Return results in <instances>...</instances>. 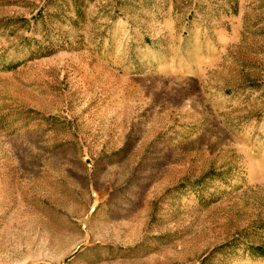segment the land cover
<instances>
[{"label": "rangeland", "instance_id": "obj_1", "mask_svg": "<svg viewBox=\"0 0 264 264\" xmlns=\"http://www.w3.org/2000/svg\"><path fill=\"white\" fill-rule=\"evenodd\" d=\"M0 264H264V0H0Z\"/></svg>", "mask_w": 264, "mask_h": 264}]
</instances>
